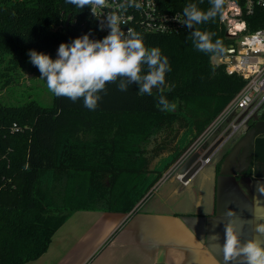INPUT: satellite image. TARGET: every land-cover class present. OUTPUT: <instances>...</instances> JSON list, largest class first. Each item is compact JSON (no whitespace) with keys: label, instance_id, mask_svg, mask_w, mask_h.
<instances>
[{"label":"trees","instance_id":"16d2710c","mask_svg":"<svg viewBox=\"0 0 264 264\" xmlns=\"http://www.w3.org/2000/svg\"><path fill=\"white\" fill-rule=\"evenodd\" d=\"M207 10L209 0H159L162 10L190 4ZM69 19L67 21V18ZM221 12L196 27L228 39ZM249 29L264 27V14L246 17ZM90 33L102 39L88 6L67 0H0V60L15 68L28 51L53 59L61 42ZM186 27L178 33H143L145 46L158 47L171 70L165 87L151 95L135 85L126 92L106 85L95 110L52 93L50 105L35 100L0 103V264H26L48 248L56 229L77 210L129 213L203 133L243 87L198 51ZM163 94L176 108L161 111ZM264 120V105L256 112ZM253 117L248 124H253ZM15 124V128L14 125ZM225 154V153H224ZM224 154L218 160L216 171ZM264 176V135L255 139L254 158L244 172Z\"/></svg>","mask_w":264,"mask_h":264},{"label":"crops","instance_id":"0c3cea01","mask_svg":"<svg viewBox=\"0 0 264 264\" xmlns=\"http://www.w3.org/2000/svg\"><path fill=\"white\" fill-rule=\"evenodd\" d=\"M197 165L192 159L186 167ZM203 168L189 187L165 182L162 204L185 203L184 209L77 210L56 229L47 250L26 264H244L224 261L225 224L231 220L242 243L251 238L264 243V234L256 231L264 222V195L257 192L264 176ZM228 209L232 217L225 215Z\"/></svg>","mask_w":264,"mask_h":264},{"label":"clouds","instance_id":"9594fccd","mask_svg":"<svg viewBox=\"0 0 264 264\" xmlns=\"http://www.w3.org/2000/svg\"><path fill=\"white\" fill-rule=\"evenodd\" d=\"M79 9L90 6L95 16L97 9L109 7L108 0H67ZM202 2V0H201ZM210 7L203 10L197 3H190L183 8V19L174 17L190 30L189 39L193 46L206 54H222L225 49L222 41L214 32L196 27L214 20L222 11L224 0H209ZM139 10L142 5L137 0H123L118 5L121 13L128 8ZM116 12L107 14L101 24L110 31L102 39H90V33L76 37L69 43L61 42L57 56L35 49L28 51L31 63L36 66L41 78L46 80L47 89L57 97H67L73 102L83 98V104L89 110H95L100 93L106 92V85L116 83L117 89L126 92L131 85L138 88V93L151 95L154 88L161 92L165 87L166 73L171 70L168 57L163 56L158 47L145 46L143 35L128 28ZM161 111H173L175 103H170L161 94L158 99ZM257 192L264 195V183L257 182ZM228 209L226 216L234 215ZM256 231L264 234V222L257 223ZM225 262L243 261L244 264H264V243L256 238L241 242L240 232L231 220L225 224V241L221 246Z\"/></svg>","mask_w":264,"mask_h":264},{"label":"built area","instance_id":"2783aa9c","mask_svg":"<svg viewBox=\"0 0 264 264\" xmlns=\"http://www.w3.org/2000/svg\"><path fill=\"white\" fill-rule=\"evenodd\" d=\"M121 2L123 0H108L109 7L97 9L95 16L88 6V11L95 20L99 33L103 36H106L110 29L105 25L101 30L102 21L112 12L122 16L125 23H122L121 27L125 31L131 28L141 34H170L178 33L185 28L174 19L175 16L183 19V14L180 11L162 10L159 0H137L142 5L139 10L130 7L123 13L118 8ZM257 9L264 14V0H224L220 20L225 26L228 43L225 51L214 55L212 61L223 65L227 73L241 76L245 83L203 133L163 174L148 193L149 196L160 184L168 180L174 179L185 186L188 185L194 173L208 164L213 155L237 134L241 127L247 125L253 115L264 105V27L249 29L246 19L254 15ZM234 112L236 114L226 125L227 127L223 126V122ZM13 126L15 128V124ZM218 133L220 134L216 137ZM213 137H216L215 140H210ZM213 144L215 148L211 151ZM204 145L205 148L211 146L209 149L211 152L208 150L210 153L207 156L196 157L198 165L192 172L190 171L193 168H190V171H182Z\"/></svg>","mask_w":264,"mask_h":264},{"label":"rangeland","instance_id":"374dc122","mask_svg":"<svg viewBox=\"0 0 264 264\" xmlns=\"http://www.w3.org/2000/svg\"><path fill=\"white\" fill-rule=\"evenodd\" d=\"M6 66H7L6 60H0V103L7 104V105H16V104H22L28 100H35L42 105L51 104L52 93L47 89L46 80L40 77L41 73L39 69L31 63L30 59H28L24 63L21 62L17 67L13 69L11 68L6 69ZM235 114H236L235 112L232 113L231 116H229L226 119V121L223 122V126L228 125L229 121L231 120V118L234 117ZM246 128H247L246 125L241 127V129L237 132V134H235L231 138V140L229 141V144L233 142L234 140H236L240 135H242ZM229 144L227 142L223 147H221L217 151V153L213 155L209 163L204 165L206 169H209V168L213 169L215 167V170H216V165L218 164V160L220 159L223 153L228 151L229 146H230ZM207 145H209V143H207ZM214 146L212 147L209 146L208 148H205V145H204L203 147L200 148V150L198 151V153L195 155L193 159H196V157L207 156L212 151V149L215 148ZM186 170L190 171L189 168L187 167L182 169V171H186ZM193 170L194 168L190 172H192ZM204 171H205V168L201 169L191 179V181L193 180L195 182V180L199 178V176H201V174ZM176 182L181 183L180 181L178 182L177 180ZM166 190H167V185L165 182H163L155 190L151 192L150 196L148 195V193H150L151 190H149L146 193V195L142 198V200L136 204L135 208L137 209L142 205L144 208H150V209H155V210L184 209V206H186L185 203H182L181 205H179V207L175 203H167V205L162 204V199H163V196L165 195Z\"/></svg>","mask_w":264,"mask_h":264},{"label":"water","instance_id":"95a60500","mask_svg":"<svg viewBox=\"0 0 264 264\" xmlns=\"http://www.w3.org/2000/svg\"><path fill=\"white\" fill-rule=\"evenodd\" d=\"M69 16L67 18V21ZM253 124L247 128L228 149L219 166V173L223 175H240L246 172L253 161L255 152V139L264 135V120L259 114L253 115Z\"/></svg>","mask_w":264,"mask_h":264},{"label":"flooded vegetation","instance_id":"af4514ba","mask_svg":"<svg viewBox=\"0 0 264 264\" xmlns=\"http://www.w3.org/2000/svg\"><path fill=\"white\" fill-rule=\"evenodd\" d=\"M234 141H235V140H234ZM234 141H233V142H234ZM233 142L230 143L229 148L231 147V145L233 144ZM226 152H227V151H226ZM226 152H225V154H226ZM223 154H224V153H223ZM223 154H222V155H223ZM225 154H224V155H225Z\"/></svg>","mask_w":264,"mask_h":264}]
</instances>
